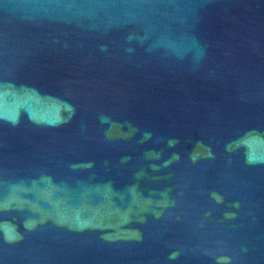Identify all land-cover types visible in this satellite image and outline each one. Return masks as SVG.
<instances>
[{
	"label": "water",
	"instance_id": "water-1",
	"mask_svg": "<svg viewBox=\"0 0 264 264\" xmlns=\"http://www.w3.org/2000/svg\"><path fill=\"white\" fill-rule=\"evenodd\" d=\"M0 264H264V0H0Z\"/></svg>",
	"mask_w": 264,
	"mask_h": 264
}]
</instances>
